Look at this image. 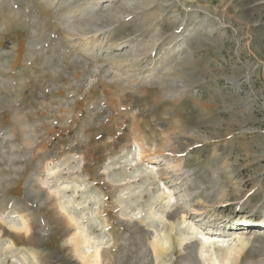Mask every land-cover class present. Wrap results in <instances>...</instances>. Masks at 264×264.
Here are the masks:
<instances>
[{
    "label": "rangeland",
    "instance_id": "374dc122",
    "mask_svg": "<svg viewBox=\"0 0 264 264\" xmlns=\"http://www.w3.org/2000/svg\"><path fill=\"white\" fill-rule=\"evenodd\" d=\"M0 264H264V0H0Z\"/></svg>",
    "mask_w": 264,
    "mask_h": 264
},
{
    "label": "bare ground",
    "instance_id": "6f19581e",
    "mask_svg": "<svg viewBox=\"0 0 264 264\" xmlns=\"http://www.w3.org/2000/svg\"><path fill=\"white\" fill-rule=\"evenodd\" d=\"M97 30V29H96ZM101 32V31H100ZM171 196L169 195L166 200V204H169Z\"/></svg>",
    "mask_w": 264,
    "mask_h": 264
}]
</instances>
